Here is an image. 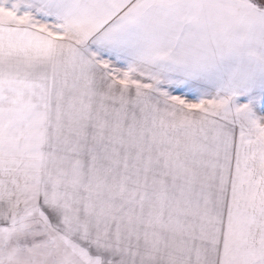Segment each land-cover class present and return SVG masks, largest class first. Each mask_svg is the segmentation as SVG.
<instances>
[{
  "label": "snow or ice",
  "instance_id": "obj_1",
  "mask_svg": "<svg viewBox=\"0 0 264 264\" xmlns=\"http://www.w3.org/2000/svg\"><path fill=\"white\" fill-rule=\"evenodd\" d=\"M0 264H264V0H0Z\"/></svg>",
  "mask_w": 264,
  "mask_h": 264
}]
</instances>
